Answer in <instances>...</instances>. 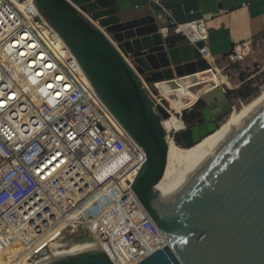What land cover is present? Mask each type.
<instances>
[{"label":"water","instance_id":"water-1","mask_svg":"<svg viewBox=\"0 0 264 264\" xmlns=\"http://www.w3.org/2000/svg\"><path fill=\"white\" fill-rule=\"evenodd\" d=\"M35 1L146 155L127 184L167 242L144 222L109 245L118 264H264V104L185 177L170 178L163 120L171 112L155 108L144 84L211 69L205 42L171 47L154 15L123 20L116 0ZM180 124L176 142L186 148L218 128L208 107L193 125ZM72 241L95 243L86 230ZM39 264L114 263L102 248H90Z\"/></svg>","mask_w":264,"mask_h":264},{"label":"built area","instance_id":"built-area-1","mask_svg":"<svg viewBox=\"0 0 264 264\" xmlns=\"http://www.w3.org/2000/svg\"><path fill=\"white\" fill-rule=\"evenodd\" d=\"M172 27L189 39L181 29L189 27L178 24L173 17L160 32L167 36ZM45 35L54 40L58 34L35 0H0V214L8 217L7 213L14 208L17 212L12 220L19 215V208L14 206L19 194L35 191L64 213L84 210L81 203L94 188L146 159L144 150L126 138L107 114L93 104L81 82L86 74L70 49L65 45L69 52L57 56ZM250 51V44H236L226 55V62L240 64ZM144 85L155 108L165 107L162 94H155L151 84ZM24 113L30 115L28 123L18 129L13 120H19ZM32 126L39 130L24 138ZM176 132L167 131V140L176 141ZM113 202L117 210L113 222H102L96 233L88 229L74 233L81 231L82 236L86 230L118 264V253L111 254L109 245L147 222L136 202L118 198ZM84 211L76 218L79 225L86 215L94 216L89 208ZM0 217L7 229V219ZM67 244L74 243L69 240Z\"/></svg>","mask_w":264,"mask_h":264},{"label":"crops","instance_id":"crops-1","mask_svg":"<svg viewBox=\"0 0 264 264\" xmlns=\"http://www.w3.org/2000/svg\"><path fill=\"white\" fill-rule=\"evenodd\" d=\"M157 1V2H156ZM116 0L123 20L152 14L160 28L169 26L170 17L193 42L203 40V54L212 68L181 78L174 77L152 84L177 116L192 111L202 101L214 119L232 109L235 92L228 77L221 75L219 64L236 44H251L264 35V0ZM181 37L177 44L190 43L178 28L172 27L169 38ZM184 40V41H183ZM186 41V42H185ZM199 42V41H198ZM192 44V43H191ZM197 110V109H196Z\"/></svg>","mask_w":264,"mask_h":264},{"label":"rangeland","instance_id":"rangeland-1","mask_svg":"<svg viewBox=\"0 0 264 264\" xmlns=\"http://www.w3.org/2000/svg\"><path fill=\"white\" fill-rule=\"evenodd\" d=\"M250 47V53L240 64L231 65L224 60L218 66L221 75L228 77L231 83L230 86L236 89L235 92H237L233 98L232 109L215 120L218 126L264 89V35L253 41ZM81 82L83 83V80ZM151 88L155 94H159L153 87ZM88 92L91 95V92ZM44 95L49 102L53 103L49 95ZM93 104L107 114L95 101ZM163 104L169 109L164 101ZM29 116L26 113L21 114L19 120H13L14 126L18 125L17 128L19 129L21 124H27ZM38 130V126H32L31 132L25 135L24 138H30ZM14 132L17 136L20 135L18 131L15 130ZM125 137L127 138L126 135ZM181 143H178V145L184 147ZM84 172L83 170L82 174ZM122 179V175H118L101 186V192L103 191L104 193L103 197L97 204V210L90 211L91 213H99L111 205L114 195H118V200L120 199L117 189ZM28 181L31 180L28 179ZM38 196L35 191L23 195L19 194L14 204L15 208H19V215L13 220L12 217L9 220L10 215L7 217L6 214H0V216L7 219V229H5L4 225L6 224L1 223L3 219L0 217V264H32L41 262V260L44 261L49 256L50 250H52L49 247L51 242H60L65 245L70 240L72 243V239L80 236L81 233V231L74 232L79 229H85V218L83 219V224L80 223L82 225L76 223V218L82 215L81 212H77L74 215L75 217L64 221L65 215L58 205L51 204ZM102 200H105L103 204ZM31 202H34L32 206L30 205ZM11 210L15 209L11 208ZM112 221L113 217L110 214L104 222Z\"/></svg>","mask_w":264,"mask_h":264},{"label":"bare ground","instance_id":"bare-ground-1","mask_svg":"<svg viewBox=\"0 0 264 264\" xmlns=\"http://www.w3.org/2000/svg\"><path fill=\"white\" fill-rule=\"evenodd\" d=\"M45 38L48 44L53 48L57 56L63 57V55L65 54L64 51L69 52V49L65 46L66 44L64 43V41L61 39L59 35H56L54 40L49 39L47 35H45ZM201 51L203 53V50ZM82 80H83V85L85 86L86 90L91 92L92 98L96 102V104L101 106L107 112V115L116 124L119 130H121V132L124 133L127 136V138L131 140L135 146L138 147L137 143H135L130 138V136L123 130L120 124L116 121L114 116H112L110 112L104 107L102 102L99 100L94 88L90 84L88 78L84 75V78ZM92 98H91V101H93ZM263 104H264V89L257 96L252 98L248 103H246L241 108H239L237 111H235L232 115H230L225 121H223L218 126L215 132L203 138L198 144H196L195 146L191 148L182 147L178 145L175 140L168 139L167 163H166V168H165L166 175L169 176L170 178H177V179L185 177L210 152H212L223 140H225L235 129H237L247 118H249ZM164 127L166 131L170 132V131L181 129L182 125L180 124V120L178 119L176 114L172 113L171 117L164 121ZM167 137H168V134H167ZM131 170L132 169H129L128 172H126L125 174H122L123 179L121 180L120 186L117 189L118 194L120 196L119 200L121 201L130 200L132 202H136L137 205H139L142 211L144 212L146 222L154 228V230L164 240V243H165L167 242V239L164 237V235L159 230L157 225L154 223V221L151 219V217L146 212L144 207L141 205L138 198L135 196L134 192L132 191V188L127 184V178ZM101 186L94 188V190L90 194H88V196L82 201L81 207L84 210L85 209L87 210L88 208L90 209V211L97 210V204L104 194L103 191L101 192ZM113 198L114 199L118 198V195H114ZM104 202L105 200H102V204ZM113 203L114 202L112 201L111 205H109L103 211L99 213H94L93 217L91 216L89 217V215H86L85 216L86 223L84 225L85 229H88L89 232L96 233L97 231L95 232V230L99 229V226L102 224V222H104L108 218L110 214H112L113 221H114V219L117 216V210ZM59 209L62 211L60 207ZM84 210L82 211L77 210L75 212L72 211V212H66V213L62 211V213L65 215L64 221L70 219L71 217H75L74 215L77 212H81L84 215V213L86 212ZM11 211L12 213L10 211L8 212L10 214L9 218L12 217L14 212H16V210H11ZM88 212L89 211H87V214ZM49 245H50L49 247L52 248V251L47 258L55 256L63 252L78 251V250L90 249V248H102V246L99 245L98 242L64 245L63 243L53 241ZM41 262H35L32 264H39Z\"/></svg>","mask_w":264,"mask_h":264},{"label":"trees","instance_id":"trees-1","mask_svg":"<svg viewBox=\"0 0 264 264\" xmlns=\"http://www.w3.org/2000/svg\"><path fill=\"white\" fill-rule=\"evenodd\" d=\"M179 41H181V37L176 36L175 38H169L168 44L171 47H174L177 45V43ZM236 94H237V92H233V91H228V93H227L229 98L235 97ZM205 106L206 105L202 101H200L197 103L196 107L192 111H190V112L185 111V112H183V114H180L178 117L187 125H193L195 123V121L200 117V111L203 108H205ZM177 142L181 143V140L177 138Z\"/></svg>","mask_w":264,"mask_h":264},{"label":"flooded vegetation","instance_id":"flooded-vegetation-1","mask_svg":"<svg viewBox=\"0 0 264 264\" xmlns=\"http://www.w3.org/2000/svg\"><path fill=\"white\" fill-rule=\"evenodd\" d=\"M183 145V143H181Z\"/></svg>","mask_w":264,"mask_h":264}]
</instances>
